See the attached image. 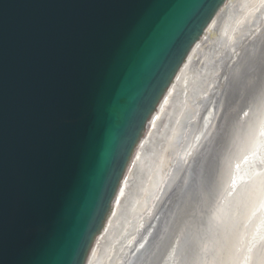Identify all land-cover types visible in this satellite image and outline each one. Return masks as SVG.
Segmentation results:
<instances>
[{
  "label": "water",
  "instance_id": "95a60500",
  "mask_svg": "<svg viewBox=\"0 0 264 264\" xmlns=\"http://www.w3.org/2000/svg\"><path fill=\"white\" fill-rule=\"evenodd\" d=\"M229 1L0 0V264H88L141 149L161 131L180 72ZM260 63L264 41L228 76L225 110H235L209 158L213 178L199 175L202 163L193 169L194 192L168 203L169 232L148 264L160 263L180 231L183 264L199 255L196 235L217 239L213 213L232 188L223 192L222 159L238 115L263 99ZM233 83L241 85L231 103Z\"/></svg>",
  "mask_w": 264,
  "mask_h": 264
},
{
  "label": "bare ground",
  "instance_id": "6f19581e",
  "mask_svg": "<svg viewBox=\"0 0 264 264\" xmlns=\"http://www.w3.org/2000/svg\"><path fill=\"white\" fill-rule=\"evenodd\" d=\"M223 17L221 22L213 21L206 39L180 72L172 90L175 95L161 112V131L153 132L141 149L129 175L131 187L122 204L115 206L114 217L96 241L88 264L150 263L169 232L172 211L168 203L176 205L179 193L189 186L190 194L194 192L193 169L211 157L228 112L235 110H225L228 76L239 69L245 51L253 52L264 41V0H230ZM223 69L226 72L216 87ZM211 101L197 128L203 103ZM260 102L238 115V129L220 172L223 192L232 186L231 197L221 200L214 210L217 239L213 242L196 235L199 255L192 264H264V94ZM189 119L192 122L184 126ZM184 168V183L170 195ZM196 212L195 208L191 213ZM182 233L175 236L159 264H183L178 253Z\"/></svg>",
  "mask_w": 264,
  "mask_h": 264
},
{
  "label": "rangeland",
  "instance_id": "374dc122",
  "mask_svg": "<svg viewBox=\"0 0 264 264\" xmlns=\"http://www.w3.org/2000/svg\"><path fill=\"white\" fill-rule=\"evenodd\" d=\"M264 68V65L262 64V63H260V64H257L255 67H254V70L255 71H257L258 73L262 70ZM240 83H233L232 84V86H231V88H230V93L228 94L229 95V99L231 100V103L234 101V100H236L237 99V97H238V95H239V88H240ZM248 92H249V90H247ZM247 91L245 90V92H244V95L247 97ZM243 95V96H244ZM245 96L243 97V101H244V99H245ZM213 159V160H212ZM212 159H207L205 162H203L202 164H204V165H202V166H200V170L198 171V173L200 174V175H202V177L203 178H206L205 180H207L208 179V177H210L211 176V178H213V176H214V172H215V164H216V162H214V161H216V157L214 158H212ZM213 164V165H212ZM204 167V169H206L205 171H204V169H202ZM211 167V168H210ZM214 168V169H213ZM210 169V170H209ZM204 171V172H203ZM201 172H203V173H201ZM206 175V176H205ZM208 176V177H207Z\"/></svg>",
  "mask_w": 264,
  "mask_h": 264
}]
</instances>
